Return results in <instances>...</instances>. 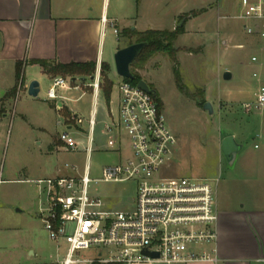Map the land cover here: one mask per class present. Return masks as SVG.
I'll list each match as a JSON object with an SVG mask.
<instances>
[{
    "label": "crops",
    "instance_id": "1",
    "mask_svg": "<svg viewBox=\"0 0 264 264\" xmlns=\"http://www.w3.org/2000/svg\"><path fill=\"white\" fill-rule=\"evenodd\" d=\"M170 1L0 0V101L15 87L18 90L19 84L22 88L18 99L4 101L6 114L0 116L2 203L7 207L12 204L21 205L31 216L41 218L48 208L45 181L80 175L73 170L72 174L63 175L62 168H56V157L61 152L68 151L59 140L60 133H56V124L65 125L67 130L64 132L70 135L75 129L76 134L88 137L92 116L95 118L96 127L98 125L96 117L101 100L103 104L111 105L112 87L108 100L103 95L101 76V66L106 63L110 67L108 77L113 85L110 76L111 63L105 52L109 29L118 30L119 41L120 32L124 29L130 28L139 32L173 31L185 19V31L176 40L180 43L189 38V32L194 29V20L210 11L185 16L192 10L203 7L182 6L172 9ZM230 17V14H218V34L220 30L227 28ZM104 18L107 21L105 25ZM188 24L191 25L187 27ZM206 28L207 24L199 30ZM40 61L61 64L94 62L96 73L93 80L89 78L90 85L86 86L85 82L77 81L71 88L60 89L57 100L48 99L47 92L53 80L60 75L46 74L39 64ZM18 63L22 64L20 80L16 71ZM32 81L40 84L38 97L28 94ZM94 82L99 83L97 90L92 87ZM77 84L79 88L74 87ZM74 91L81 92L78 97L71 98L69 94ZM87 95L90 96L91 103L87 114H81L69 107V101L77 102ZM108 108L109 116L103 120L104 125L117 117L111 113L110 106ZM255 112L256 116L251 124V133L256 137L254 143H239L241 150L234 162L238 164L237 171L230 174L226 181H219L216 188L218 260L192 264H264V112ZM73 115L76 116V121H69ZM85 115L88 116V128H82L87 119ZM9 117L10 124L7 123ZM5 129H8L6 137ZM101 134L106 136L104 128ZM232 136L236 138L235 135ZM225 137L222 136V139ZM256 139L260 140V144L255 142ZM83 142L82 148L86 149L88 143ZM94 144L95 139L93 151ZM108 149L117 155L119 161L123 160L119 147ZM84 152L86 153L85 150ZM65 167L69 168L67 165Z\"/></svg>",
    "mask_w": 264,
    "mask_h": 264
},
{
    "label": "rangeland",
    "instance_id": "2",
    "mask_svg": "<svg viewBox=\"0 0 264 264\" xmlns=\"http://www.w3.org/2000/svg\"><path fill=\"white\" fill-rule=\"evenodd\" d=\"M241 0H171L170 7L200 8L185 16L202 14L192 23L194 29L189 38L177 48L178 67L183 88L180 89L173 73L174 63L166 54H157L150 58L143 69L137 70L143 80L155 89L163 102L164 115L172 132L177 138L175 158L165 169L169 177L219 178L226 181L228 176L237 171V163L230 165L220 152L222 136H236L238 143H254L252 132L256 112L247 113L245 103H254L257 91L264 84V40L247 37L234 14L239 10ZM218 14H230L231 19L224 30L217 32ZM227 16V15H226ZM229 16V15H228ZM208 28L199 30L203 25ZM191 24H188L189 27ZM185 31V29H184ZM217 32V33H216ZM136 38H133L135 42ZM129 40L120 38L109 29L106 37V55L111 63L113 81V101L111 105L101 100L96 120L98 125L94 133V151L90 157V177L102 178L105 167L120 163L116 154L108 149V138L101 134L103 122L111 113L117 116L118 86L122 78L117 75L114 55ZM252 57L257 60L253 61ZM230 72L232 79L225 80L224 73ZM256 74V76H254ZM89 79L84 84L90 85ZM79 85V84H78ZM81 92V91H80ZM80 92H71L76 98ZM103 95L105 93L103 90ZM22 97V95H21ZM164 100V101H163ZM165 102V103H164ZM212 104L213 113L204 109V104ZM70 108L81 114H87L91 108L90 96L68 102ZM82 128H88V116ZM104 120V121H103ZM11 117L7 120L10 124ZM10 125H8V129ZM4 131V137L7 130ZM65 125L56 124V133L66 131ZM73 137L88 143V137L76 134ZM128 137L122 133V145L119 146L123 160L128 155ZM260 144V140L256 139ZM83 150V151H81ZM63 151L56 157V168H62V174H72L67 164L75 166L83 174L87 163V153ZM122 160V161H123ZM136 183L126 182H91L89 195L102 199L110 210H129L134 207ZM68 251V244L52 240L40 216H31L21 205H9L0 201V264H62ZM97 256L95 249L80 251L77 255L82 260H93ZM88 264V263H80Z\"/></svg>",
    "mask_w": 264,
    "mask_h": 264
},
{
    "label": "built area",
    "instance_id": "3",
    "mask_svg": "<svg viewBox=\"0 0 264 264\" xmlns=\"http://www.w3.org/2000/svg\"><path fill=\"white\" fill-rule=\"evenodd\" d=\"M233 18L241 24L245 36L264 40V0H241ZM106 22L104 18L103 24ZM114 32L119 33L117 29ZM252 60L257 58L252 57ZM73 83L76 82L70 77H56L47 92L48 99L57 100L59 90L71 88ZM74 87L79 88V85ZM92 87L97 90L99 83L94 82ZM118 89V114L105 123L104 134L112 149L122 145V133L127 135L125 159L105 167L102 178L90 177L89 156L93 152L96 127L92 116L83 174L45 181L48 208L41 219L52 240L68 244L62 264L217 262L219 178L166 176L165 169L175 158L177 138L167 124L164 110L155 97L138 84L122 79ZM21 93L19 84L15 100ZM243 106L248 113L264 112V84L258 88L256 101ZM76 119L73 115L68 120ZM59 140L71 152L80 151L82 147L68 132L60 133ZM67 166L77 171L75 166ZM93 181H134L137 185L134 207L110 210L102 199L89 195L88 187ZM89 249L96 250L95 259L77 257L80 251Z\"/></svg>",
    "mask_w": 264,
    "mask_h": 264
},
{
    "label": "trees",
    "instance_id": "4",
    "mask_svg": "<svg viewBox=\"0 0 264 264\" xmlns=\"http://www.w3.org/2000/svg\"><path fill=\"white\" fill-rule=\"evenodd\" d=\"M184 29L185 27L182 28L177 27L173 31L146 30L143 32L132 30L130 28L122 30L119 35V41L120 38L129 40L124 47L138 42L146 43L141 53L136 57V59L131 64V71L134 75V79L132 80L124 79V80L130 82L133 85H137L139 81L143 80L141 74L137 70L143 69L150 58L154 57L157 54L163 53L166 54L174 63L173 73L175 76L176 84L180 89H182L183 86L181 83V75L177 60L178 50L177 48H175L174 43L179 37V35L184 33ZM133 38H136L135 42H133ZM39 64L42 66L46 74L60 75L64 77H70L71 79H73L74 77L91 78L96 73V63L94 62H86V63L72 62L68 64H61V63H50L47 61H40ZM16 71H17V78L18 80H20L21 72H22L21 63L17 64ZM109 71H110L109 65L103 63L101 66V76L103 79L104 93L108 100L112 87V82L109 80L108 77ZM16 95H17V87H15L12 91L6 94L5 97L2 99V101H0V116L6 114V109L3 106L4 101L7 99L16 98ZM153 96L157 100L160 108L163 109V102L160 99L158 93ZM91 264H118V263H113V262L101 263L99 261H93Z\"/></svg>",
    "mask_w": 264,
    "mask_h": 264
},
{
    "label": "water",
    "instance_id": "5",
    "mask_svg": "<svg viewBox=\"0 0 264 264\" xmlns=\"http://www.w3.org/2000/svg\"><path fill=\"white\" fill-rule=\"evenodd\" d=\"M185 19H182L178 25L179 28L184 27ZM146 43L144 42H138L133 43L129 46L123 47L121 49H118L114 55V62L116 67V72L119 77L122 79H134V75L131 71V64L136 59V57L141 53L143 48L145 47ZM90 79H94V76ZM224 79L230 80L232 79V74L230 72L224 73ZM89 78H80V77H74L72 79L73 82H87ZM138 87L142 90L146 91L147 93H150L152 95H156L157 91L150 87V85L145 81L141 80L138 83ZM40 84L38 81H32L28 87V94L32 97H38ZM204 109L209 111L211 114L213 113L212 104L210 102H206L204 104ZM241 150V145L236 141L234 136H227L223 138L221 141V152L225 156L227 162L230 165H233L236 157ZM155 256V255H153Z\"/></svg>",
    "mask_w": 264,
    "mask_h": 264
}]
</instances>
